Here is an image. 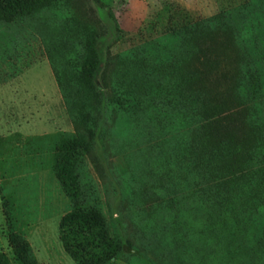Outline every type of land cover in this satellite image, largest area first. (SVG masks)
Segmentation results:
<instances>
[{"label": "rangeland", "instance_id": "rangeland-1", "mask_svg": "<svg viewBox=\"0 0 264 264\" xmlns=\"http://www.w3.org/2000/svg\"><path fill=\"white\" fill-rule=\"evenodd\" d=\"M246 2L264 32V9H257L264 0H53L0 22V252L10 264H17L12 231L29 242L38 264H76L59 239L70 201L52 170L55 146L75 125L57 82L55 105L44 94L50 68L55 79V71L69 78L78 67L85 25L99 33L102 84L110 58ZM14 90L28 93L26 110L15 107ZM158 101L138 114L117 109L115 119L109 109L80 169L87 202L103 213L125 253L108 264H264V201L228 188L210 193L209 179L192 177L180 157L184 138L158 121ZM225 198L224 206L217 203Z\"/></svg>", "mask_w": 264, "mask_h": 264}, {"label": "trees", "instance_id": "trees-1", "mask_svg": "<svg viewBox=\"0 0 264 264\" xmlns=\"http://www.w3.org/2000/svg\"><path fill=\"white\" fill-rule=\"evenodd\" d=\"M51 3L0 0V22ZM252 6L246 2L221 11L110 58L102 84L96 79L99 33L93 23L85 25L78 67L69 78L55 71L75 125L71 134L62 135L53 155L52 170L70 201L58 233L76 264H108L125 257L120 238L111 233L99 208L87 202L80 184V169L109 109L113 118L117 109L138 114L150 100H159L157 119L184 138L180 157L192 177L209 179L215 187L210 193L228 188L264 201V32ZM260 6L262 11L264 4ZM226 199L217 203L224 206ZM8 244L17 264H38L18 232L9 233ZM0 264H10L3 252Z\"/></svg>", "mask_w": 264, "mask_h": 264}, {"label": "crops", "instance_id": "crops-1", "mask_svg": "<svg viewBox=\"0 0 264 264\" xmlns=\"http://www.w3.org/2000/svg\"><path fill=\"white\" fill-rule=\"evenodd\" d=\"M49 67H50V65H49ZM49 77H50V85H49L50 91L45 92L44 98H46V100L49 102L47 104L52 105L54 103V105H55V102L56 103L58 102V87H57L56 81L54 79V75L52 73L51 68H50V76ZM14 91H16V92H14V95L16 96L15 99H17L15 101V104H14L15 107H17L19 110H26L28 107L27 106V99H28L27 95H28V93L25 91V94H21V92L18 93L17 90H14ZM39 93H40L39 95L42 97L43 94H41V92H39ZM53 99L55 100V102H53L54 101Z\"/></svg>", "mask_w": 264, "mask_h": 264}]
</instances>
